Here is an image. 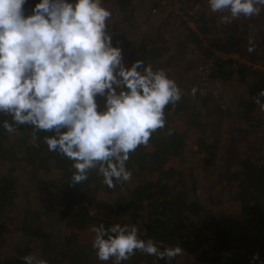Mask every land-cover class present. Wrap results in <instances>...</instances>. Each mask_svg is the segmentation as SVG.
<instances>
[{"label":"trees","instance_id":"1","mask_svg":"<svg viewBox=\"0 0 264 264\" xmlns=\"http://www.w3.org/2000/svg\"><path fill=\"white\" fill-rule=\"evenodd\" d=\"M141 1L148 8L139 13L136 0H102V5L112 13L107 21L112 44L121 48L126 66L140 60L146 66L151 65L153 70L163 69L182 90L181 99L175 106L165 108V126L152 134L148 145H142L130 154L126 167L132 173L131 180L122 185L118 183L114 188L104 184L96 170L90 171L82 184L72 185V161L50 152L44 143V137L51 133L38 132L36 145H33L31 128L21 125L13 149L9 150L7 146L12 142L6 140L3 121L11 122V117L0 114V264H24L22 258L29 254H37L48 264H105L106 261L97 258L93 240L87 241L82 236L88 226L101 224L106 229L114 224L135 225L139 237L151 239L161 251L165 249L160 246L162 244L196 252L204 242L213 241V255L210 251H201L197 256L204 262L243 264L246 258L252 257L253 262L264 264V212L259 209L264 200V150L252 156L251 150L246 152L236 148L247 139L252 140V146L264 143V123L256 117L262 107L254 102L258 93L264 90V11L251 18L248 24L238 25L233 21L223 27L220 17H216L221 14L211 12L205 6L208 5L206 0L191 17L192 28L185 25L186 20L176 24L178 18L172 14L153 20L150 11L158 7L161 0ZM39 2L27 0L26 15ZM186 3L187 7L194 5ZM141 18L151 24L144 28L146 23L142 26ZM169 26L176 29L172 35H168ZM225 36L233 39L224 41ZM201 37L210 41L215 39L211 42L214 49L237 56L238 60L212 58L208 66L210 75L200 72L204 59L195 62L197 57L193 54L211 56ZM250 37L254 39L253 52L247 51ZM184 59L193 65L185 66ZM192 71H196L197 78H191ZM203 76L205 80H202ZM209 80L223 89V96L237 89L226 103L223 101L227 107L226 118L232 124L219 134L213 125L218 121L217 113L222 114V104L216 103L210 93L202 91L204 81L210 83ZM193 88L196 89L194 95ZM259 99L264 104V97ZM99 102L103 104V100ZM180 114L182 119L171 124L172 118ZM223 134L231 138L226 148L220 146ZM187 146L198 166L195 169L196 163L192 160L188 168L192 171V183L188 192L179 193V188L185 186L180 181L174 183L176 175H180L176 172L178 158L175 152ZM13 158L26 165L28 180L23 189L16 186L17 166ZM167 161H172L173 165L166 168ZM157 163L150 172L146 171V164ZM52 165L58 171L53 180L46 177ZM40 166H43L42 170ZM152 172L155 173L153 176ZM206 178L214 179L205 182ZM197 183L209 186L213 192L218 190L221 195L225 193L227 203L215 205L217 211L206 214V218L215 217L211 224L200 225L189 237L176 236V231L186 228L193 218L205 215L200 194L204 188ZM32 192H46L50 198L45 200L55 206L47 208L39 200L34 202L32 197L29 198ZM103 196L109 200L99 201L98 198ZM137 196L139 199L135 200ZM218 200L222 201L221 198ZM209 201L210 198L203 200L208 206ZM34 203L41 204V208L34 210ZM93 206L96 210L91 212ZM250 220L253 223L248 224ZM259 245L261 251H258ZM255 254L259 259H253ZM154 263L166 264L165 259L139 251L121 262Z\"/></svg>","mask_w":264,"mask_h":264},{"label":"clouds","instance_id":"2","mask_svg":"<svg viewBox=\"0 0 264 264\" xmlns=\"http://www.w3.org/2000/svg\"><path fill=\"white\" fill-rule=\"evenodd\" d=\"M26 3L0 0V114L11 117L3 128L15 134L29 126L33 145L38 132L51 133L44 143L72 161V185L82 184L92 170L109 188L130 181V154L165 126L164 110L179 102L182 90L163 69L140 60L124 64L108 31L112 13L102 0H40L27 15ZM208 5L226 25L264 11V0H208ZM254 48L250 37L247 51ZM259 97L264 90L254 101L264 108ZM91 231L100 261L121 264L137 251L169 261L182 255L178 246L161 251L151 239H141L135 225L101 224ZM22 259L48 264L37 254Z\"/></svg>","mask_w":264,"mask_h":264},{"label":"rangeland","instance_id":"3","mask_svg":"<svg viewBox=\"0 0 264 264\" xmlns=\"http://www.w3.org/2000/svg\"><path fill=\"white\" fill-rule=\"evenodd\" d=\"M203 1H206V0H174V1H171L169 0L168 2L166 0H161L160 4L158 7H156L155 9L151 10L150 11V15L151 17H154L152 18L153 20L155 19H163L164 17H166L167 15L169 14H172V17H177L178 18V21L176 22L177 23H181V20H186V26H190L192 28H194V23L191 19V17H193L194 15V12H196L197 8L198 7H202V2ZM136 2H138V9H140L139 13H141L144 9H147L148 7H146V5H144V3L141 1V0H136ZM140 2H142L140 4ZM186 2H192L194 3L193 6L191 7H187V3ZM206 7L209 8V5H205ZM187 13V14H185ZM221 14V13H220ZM153 15V16H152ZM218 16L220 17V21L222 22V19H221V15H217L216 17L218 18ZM171 17V18H172ZM251 18H244V17H241L240 19L238 20H235L234 22H237L238 25H241V24H248L250 22ZM140 23H142V26H143V23H146L144 21V18H141ZM151 24V21L146 23V25H144L143 27L144 28H147L148 25ZM222 25L223 27H226V24H224L222 22ZM176 32V29L172 26H169L168 27V35H172L173 33ZM232 33V31H231ZM228 38H232L231 36H228ZM226 36H225V40L228 39ZM201 41L203 42V46L204 48H206L208 50V52L211 54L210 57H206V56H198L195 54H193L194 56H196L197 58L195 59V62H197V60H199L198 62H200L202 59H199V58H203L204 60H202L204 63L202 64V68L200 69V72H203V73H207V76L210 75L209 73V69H208V66H209V61L212 59V58H217V57H222L223 54L225 53H222L216 49H214V47L211 45V42H215V39L213 41H210V39L208 38H204V37H201ZM232 41V40H231ZM227 43V42H226ZM214 44V43H213ZM209 54V55H210ZM238 58V57H237ZM242 62H244L243 59H240ZM183 64L185 66L187 65H193L189 62V60H183ZM204 68V69H203ZM264 70V68H263ZM199 74V72H198ZM191 78L194 79V78H197V74H196V71H192L191 72ZM206 79V77H205ZM209 82L207 81H204V84L202 86V91L203 92H207V93H210L213 98L216 99V103L218 104H222V107H220L221 111H222V114L221 113H217V116H218V121L216 122L215 125H213V127H217V130L219 132H217V134H219L220 132L222 131H225V130H228L229 128L227 126H231L232 124V121L231 120H227L226 118V113H227V107L225 106V104L223 105V101L225 100L224 103L227 102V100L229 99V97L235 93L237 91V89H232L230 92L228 91V94L224 95L223 96V89L222 88H218V84L215 85V83L212 81V80H209ZM217 104V105H218ZM219 106V105H218ZM256 117L258 118V120L262 123H264V108H262L259 112H256ZM182 119V114H180V116H176L174 118H172V122H170L171 124H173V122H175V120H181ZM177 125V124H176ZM179 125V124H178ZM18 133H15V134H9L8 132L6 133V140L8 142H12V144H10V146H7V148L9 150H12L13 146L15 143H13V141L18 137L17 135ZM217 136V135H215ZM213 137V136H212ZM230 136L228 134H223L222 137H221V143H220V146L222 148H226L228 145H229V142L231 140V138H229ZM217 140H219V137L217 136ZM234 139L232 138V141ZM256 141H259L256 139ZM242 146L240 145H237L234 144V147L236 146L237 150H241V149H245L246 152H248V149L251 150L250 154L252 156H255V155H258L261 154L260 152L264 150V143L263 141L260 142L259 145H256V146H252V140L251 139H247V140H242ZM191 144V143H190ZM189 150V146H187L185 149H178V151L175 152V155L176 157L178 158V165H177V169L176 172H180V175H176V180L174 181V183H177L180 181L181 184H183L185 187H180L179 188V193L180 192H184L183 190H186V192H188V186L192 183V180H191V172L188 171V168L191 166V162L193 160V157L192 155L187 151ZM192 152V151H190ZM246 152L243 153V155L246 154ZM13 160L15 161L16 163V170H17V173H16V186L17 188H20V189H23L24 186L27 185V176H26V165L25 163L20 160V159H17V158H13ZM173 161V160H172ZM170 162V161H167L166 162V165L165 166L166 168L170 167L173 165V162ZM194 164L196 163L195 160H193ZM175 163V162H174ZM158 165L157 164H146V171L150 172L151 169H153L154 167H156ZM198 166V163H196V165H194L193 167H195V169L197 168ZM40 169L42 170L43 169V166H40ZM145 171V172H146ZM216 173V172H215ZM155 173L152 172V176L154 175ZM58 175V171L56 170V168L52 165V166H49V169L46 173V177L48 178H51L52 180L57 177ZM163 176V175H162ZM200 178V177H198ZM197 178V181L199 180ZM214 178H210V179H205L207 181L209 180H213ZM196 184V183H195ZM197 186H201L204 188V190L200 191V194H201V207H202V210L204 211L205 215H202L200 218H193L192 221L190 222L191 224H188L186 226V228L184 229H180L178 231H176V236L177 235H183V236H186V237H189L190 235V232L193 231V232H197V229L200 225H203V224H207V223H210L211 224V221L214 222V219L215 218L214 216L212 217H207L206 218V214L207 213H210V215L213 214V212H216L217 209H215V205H218V206H224L225 205V202L227 203V196L226 194L224 193V195H221L219 194L218 190L214 191L213 190L211 191L209 186H205L204 184H201L200 183L198 184L197 183ZM198 190V189H197ZM210 192V193H207ZM56 190L54 191V193L56 194ZM191 194V191L189 192ZM188 193V194H189ZM32 197L34 202L39 200L41 201L40 203H43L45 206H47V208H53L55 206V204L53 205L52 202H49L48 200H45V198H50L49 195L46 193V192H32L31 195L29 196V198ZM229 197H231L229 195ZM204 198H210V201H209V206L207 205V203L203 202ZM219 198L222 199L221 202H219ZM135 200H138L139 199V196L137 197H134ZM99 201H103V200H109V198L106 196L102 197V198H98ZM38 203H34L33 205V209L34 210H38L39 208H41V204L39 206H37ZM42 204V205H43ZM259 209H261L263 212H264V200L263 202L261 203V205L259 206ZM79 210V209H78ZM96 210V207L93 206L91 207L90 211L91 212H94ZM76 214H79V211L76 212ZM209 215V216H210ZM12 222H15V221H12ZM250 223H253V221H248V224ZM93 227L91 226H88L84 232L82 233V236L85 240L87 241H91L94 239V236L95 234L91 231ZM11 234V233H10ZM59 243V242H58ZM158 244H161V243H158ZM162 247H164L165 249L166 248H169V246L167 245H160ZM264 248V247H263ZM258 251H261V245L258 246ZM197 252V251H196ZM196 252H190L189 255H179L177 257H175L174 259H172L171 261L165 259V263L166 264H197L198 263V260L195 258V256L198 255V253ZM249 256V255H248ZM252 259V257H251ZM105 264H114V259H110L108 261L105 262ZM155 264V263H154ZM244 264H254L252 262H245Z\"/></svg>","mask_w":264,"mask_h":264},{"label":"built area","instance_id":"4","mask_svg":"<svg viewBox=\"0 0 264 264\" xmlns=\"http://www.w3.org/2000/svg\"><path fill=\"white\" fill-rule=\"evenodd\" d=\"M221 58H223V59L231 58V59H233V60H238L237 56H233V55H231V54H223ZM202 80H205V76H203ZM213 244H214L213 241H210V240H209V241H206V242L201 246V248L197 250L196 253H198V255H199V253H200L201 251H210L211 254L213 255V254L215 253V252L212 250V245H213ZM182 254H184V255H189L190 253H189V252H186V251H184V250H182ZM198 255H197V256H198ZM197 256H195L196 259H197ZM197 264H214V263H209V262H204V261H200V260H199Z\"/></svg>","mask_w":264,"mask_h":264},{"label":"crops","instance_id":"5","mask_svg":"<svg viewBox=\"0 0 264 264\" xmlns=\"http://www.w3.org/2000/svg\"><path fill=\"white\" fill-rule=\"evenodd\" d=\"M204 243H205V242H204ZM204 243H203V244H204ZM203 244H202V245H203ZM200 248H201V246H200ZM200 248H198V249H200ZM181 250H182V249H181ZM184 251H186V250H184ZM186 252H188V251H186ZM189 253H190V252H189ZM197 260H198V259H197ZM198 261H199V260H198ZM249 261L252 262V263H254V264H259L258 261H254V262H253V260H252L251 258H246V261H245V262H249ZM243 264H244V263H243Z\"/></svg>","mask_w":264,"mask_h":264}]
</instances>
